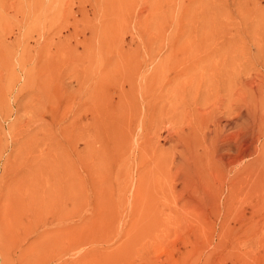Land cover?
Masks as SVG:
<instances>
[{"label":"rangeland","instance_id":"obj_1","mask_svg":"<svg viewBox=\"0 0 264 264\" xmlns=\"http://www.w3.org/2000/svg\"><path fill=\"white\" fill-rule=\"evenodd\" d=\"M30 136L52 211L0 217V264L44 230L86 236L69 264L130 239V264H264V0H0L3 210Z\"/></svg>","mask_w":264,"mask_h":264},{"label":"bare ground","instance_id":"obj_2","mask_svg":"<svg viewBox=\"0 0 264 264\" xmlns=\"http://www.w3.org/2000/svg\"><path fill=\"white\" fill-rule=\"evenodd\" d=\"M45 90H44V92H45ZM47 95H49V94H46V96ZM53 98H54V96H53ZM55 99H56V97H55ZM48 100H50V99H48ZM252 113L253 112L247 110V111L242 112L241 116H246V124L250 123L251 134L255 138V135H256L255 134V128H256V130L259 128L255 127L256 125H254V122L256 121L255 118H254V120H255L254 122H253V119H252V122L250 121L249 117L253 118ZM243 118L245 119V117H243ZM247 118H249V120H247ZM244 126H245V124H244ZM65 131H66V129L64 128L63 129V135H65L64 134V133H66ZM38 132H39V130H38ZM47 135H48V133H47ZM63 135H61V136L64 138ZM32 137H34V136H32ZM32 137L29 140L31 143L26 142L27 144L24 145V147L19 146V148L21 147L20 150L19 151L17 150L15 155H13V157H16L15 160L14 159L12 160L10 158L8 159L9 161H8L7 168H9L10 171H11V169L13 171L15 170V173H14V178H15L14 185L15 186H13L14 188H13V190H11L12 191V199H10V202H11L9 204L10 208L7 210H5V209L3 210V208L0 206V217H2L5 212L10 213L11 214L10 218H12V220H14L15 223L17 225H19V227L25 225V223H24L25 218H29V221L27 220L28 226H34V225L40 223L41 221L45 222L48 219L49 214L52 211L51 208H52V198H53L52 193H53V191H52V187H51L52 186V182H51L52 174L50 171L51 166H50V162H49V157L47 154H43L41 151L40 152L36 151L35 144H33L34 139H32ZM44 138H46V137H44ZM65 139H66V136H65ZM26 146H28V148H29L28 150L25 149ZM53 147H55V146H53ZM22 148H24V151L26 150L27 152H24L22 150ZM251 150H252V145L250 144L246 149L244 148V150L242 151L243 153H241V154L242 155L243 154L244 155L249 154V153H251ZM21 151L24 152V156L22 155ZM52 152H54V151H52ZM60 153H62V152H60ZM51 155L54 156L53 154H51ZM56 235L57 236L54 237L55 234L52 235L50 233V231H46V230H44L43 232H41L37 235V237L35 239V248L37 250V261L39 264H43L44 262H46V260H43V258H45V257L47 258V256H48V258L51 257V259H53V260L59 259L58 260L59 264H69V262H68L69 259L63 260L61 258H63V256H65V254H67L68 250L73 246V243L76 240H80V239L86 237V236L83 237V234L81 232H75V231H67V232L64 231V232H61V233L56 234ZM150 235L154 240H159L160 238H168L170 236L168 233H163V234L151 233ZM52 236L54 237V239L57 240V241L55 240L56 242L52 239L53 238ZM132 241H133L132 239L127 240V241H121V242L119 241L120 243H118L115 246V249H113L114 248L113 247L111 251L108 250L109 251L108 253H110L109 255L110 256L112 255V257L110 258L111 261H108L107 264H130L131 262L128 261V257H129V251L128 250H129V247H130ZM31 243H32L31 245H34V241H32ZM52 244L53 245L55 244L53 246V248L51 247ZM51 248H52V251H50ZM159 248L160 247H157V249L160 250L159 253H162L161 249H159ZM168 250H166V251H168ZM46 251L47 252L50 251V252L46 253ZM91 254L95 255L96 252L91 249L90 251L82 254L80 256V258L84 259V257L86 258L88 255H91ZM168 254H169V259H171V258L175 259L174 258L175 257L174 252H171ZM99 258H101V260H102V258L104 259V255L102 256V254H101L99 256ZM47 261H48V259H47ZM103 261H105V260H103ZM70 263H72V264H87L86 260H84V261L72 260V262H70Z\"/></svg>","mask_w":264,"mask_h":264}]
</instances>
